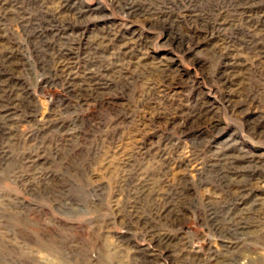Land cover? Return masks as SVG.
Segmentation results:
<instances>
[{"label":"rangeland","instance_id":"rangeland-1","mask_svg":"<svg viewBox=\"0 0 264 264\" xmlns=\"http://www.w3.org/2000/svg\"><path fill=\"white\" fill-rule=\"evenodd\" d=\"M0 264H264V0H0Z\"/></svg>","mask_w":264,"mask_h":264}]
</instances>
